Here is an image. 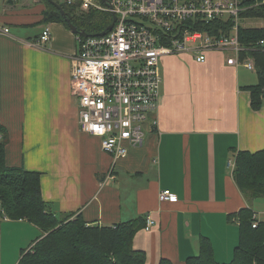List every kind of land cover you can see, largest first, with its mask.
Masks as SVG:
<instances>
[{"label":"crops","instance_id":"1","mask_svg":"<svg viewBox=\"0 0 264 264\" xmlns=\"http://www.w3.org/2000/svg\"><path fill=\"white\" fill-rule=\"evenodd\" d=\"M5 4L0 127L8 135L7 165L40 172L42 197L58 216L81 215L101 226L150 216L156 225L134 239L146 264H186L199 255L202 237L220 264L230 263L239 225L229 217L251 208L264 222V198H246L230 166L239 151L264 150V108L254 111L245 89L258 84L257 71L228 65L223 52L209 53L205 63L189 54L162 58L157 126L143 146L114 162L99 138L80 130L71 88L76 33L63 23H43L41 0ZM46 28L51 39L38 46ZM163 190L178 200L161 202ZM42 235L0 208V264H18Z\"/></svg>","mask_w":264,"mask_h":264},{"label":"built area","instance_id":"2","mask_svg":"<svg viewBox=\"0 0 264 264\" xmlns=\"http://www.w3.org/2000/svg\"><path fill=\"white\" fill-rule=\"evenodd\" d=\"M61 2L75 7L78 13L97 10L112 16L108 28L112 24L113 28H107L105 35L82 30L76 33L71 88L78 102L80 130L99 138L102 150L114 162L127 158L131 149L143 146L148 132L157 126L162 58L189 54L198 63H205L211 52H228V65L256 70L251 57L241 59L243 52L256 49L241 45L239 29L243 14L263 5L264 0ZM221 21L231 22V31L210 33L212 23ZM8 33L9 29L0 26V34ZM50 39L51 31L46 28L36 44L42 46ZM259 45L264 46V41ZM230 166L234 170L235 160L230 161ZM159 200L176 202L178 197L171 190H163ZM146 222V231L156 225L150 216ZM257 224L255 221L253 227Z\"/></svg>","mask_w":264,"mask_h":264},{"label":"trees","instance_id":"3","mask_svg":"<svg viewBox=\"0 0 264 264\" xmlns=\"http://www.w3.org/2000/svg\"><path fill=\"white\" fill-rule=\"evenodd\" d=\"M5 1L14 4V0ZM52 1L62 6L66 17L50 0H41L46 6L43 23L59 22L69 27L70 20L78 30L95 35L105 31L112 22L108 13L97 10L78 13L75 7L63 4L61 0ZM243 15L244 19L264 20V4ZM231 27V22H213L210 33L219 34L222 30L228 34ZM239 40L242 46L256 49L243 52L241 59L251 57L255 62L259 82L245 89L251 93L252 109L259 111L264 108V46L259 45L264 41V28L240 27ZM7 141V132L0 127L1 211L11 220H27L43 233L30 250L22 251L18 264H146V253L134 245L138 231L146 228V218L101 226L85 221L81 215L58 216L42 197V174L7 165ZM233 176L246 198H264V150L239 151ZM229 218L239 225V243L233 260L226 264H264V222H259L251 208H243ZM255 221L257 227H253ZM159 264L173 263L161 259ZM186 264H220L209 238L200 239L199 255L189 257Z\"/></svg>","mask_w":264,"mask_h":264},{"label":"rangeland","instance_id":"4","mask_svg":"<svg viewBox=\"0 0 264 264\" xmlns=\"http://www.w3.org/2000/svg\"><path fill=\"white\" fill-rule=\"evenodd\" d=\"M3 4H5V0H1V6H2V8H3ZM241 27L262 28V27H264V20H262V19H244L243 18ZM225 54H226V56H229L230 55V53H228V52H226ZM232 160L234 161L235 159L232 158Z\"/></svg>","mask_w":264,"mask_h":264},{"label":"water","instance_id":"5","mask_svg":"<svg viewBox=\"0 0 264 264\" xmlns=\"http://www.w3.org/2000/svg\"><path fill=\"white\" fill-rule=\"evenodd\" d=\"M105 1V0H104ZM50 2L52 4H55L57 8H59V10L61 11V13L66 17V12L64 11V9L62 8V6H60L59 4H57L56 2L50 0ZM0 11H1V0H0ZM116 21V17L114 16V22ZM68 24H69V27L70 29L74 32V33H78L79 30L71 23L70 20H68ZM113 28V24L108 28V30H111ZM106 31L105 32H102L101 35H105ZM84 35H87L86 33H83Z\"/></svg>","mask_w":264,"mask_h":264},{"label":"bare ground","instance_id":"6","mask_svg":"<svg viewBox=\"0 0 264 264\" xmlns=\"http://www.w3.org/2000/svg\"><path fill=\"white\" fill-rule=\"evenodd\" d=\"M253 59V58H252ZM255 63V62H254ZM256 71V70H255Z\"/></svg>","mask_w":264,"mask_h":264}]
</instances>
